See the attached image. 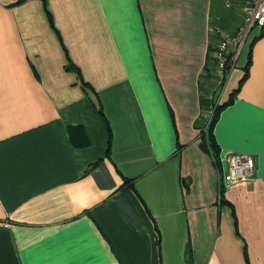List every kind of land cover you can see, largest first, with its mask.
Here are the masks:
<instances>
[{
	"label": "crops",
	"instance_id": "crops-1",
	"mask_svg": "<svg viewBox=\"0 0 264 264\" xmlns=\"http://www.w3.org/2000/svg\"><path fill=\"white\" fill-rule=\"evenodd\" d=\"M244 19L238 0H0V264H264V29L217 94L216 160L197 125ZM228 154L254 175L221 193Z\"/></svg>",
	"mask_w": 264,
	"mask_h": 264
},
{
	"label": "built area",
	"instance_id": "built-area-1",
	"mask_svg": "<svg viewBox=\"0 0 264 264\" xmlns=\"http://www.w3.org/2000/svg\"><path fill=\"white\" fill-rule=\"evenodd\" d=\"M245 14L244 25L229 37H221L214 54V71L211 77L212 91L221 88L228 70L233 66L238 51L253 27L264 28V0H238ZM229 4H227L228 6ZM210 32H217L216 26L209 27ZM213 100V96L210 97ZM227 168L223 174L222 189L239 182L250 181L254 175L255 159L249 155L228 154Z\"/></svg>",
	"mask_w": 264,
	"mask_h": 264
},
{
	"label": "trees",
	"instance_id": "trees-1",
	"mask_svg": "<svg viewBox=\"0 0 264 264\" xmlns=\"http://www.w3.org/2000/svg\"><path fill=\"white\" fill-rule=\"evenodd\" d=\"M249 63H250V60L248 61V64ZM247 69L248 68H246V71ZM212 88H213L212 84L208 83L207 86H204L203 90L201 89L202 92L204 93V95L202 94L201 96V107L203 110L209 111L210 116L207 119V121L204 120L203 125L200 126L199 137H200V146L202 147V149L205 150L206 152H209L216 160L218 158L219 149H218V146L212 134V127H213V124L216 118L218 117L219 111L229 102L219 105V104H216L214 100H211L209 98L207 91L208 90L210 91ZM221 190H222L221 191L222 193L224 189H221Z\"/></svg>",
	"mask_w": 264,
	"mask_h": 264
},
{
	"label": "rangeland",
	"instance_id": "rangeland-1",
	"mask_svg": "<svg viewBox=\"0 0 264 264\" xmlns=\"http://www.w3.org/2000/svg\"><path fill=\"white\" fill-rule=\"evenodd\" d=\"M232 1H230L229 2V5H230V3H231ZM246 46V45H245ZM220 90H221V88H219L218 90H216V91H212V89L209 91H207L208 92V95H209V98L211 97V96H213V100H214V102H216V101H218V99H217V94H218V92H220ZM204 113H206V115H204ZM209 116H210V113H209V111H205V112H203L202 113V117H201V119H199L198 120V122H197V125L201 122V123H203L204 122V120H206L207 121V119L209 118ZM202 120V121H201Z\"/></svg>",
	"mask_w": 264,
	"mask_h": 264
}]
</instances>
